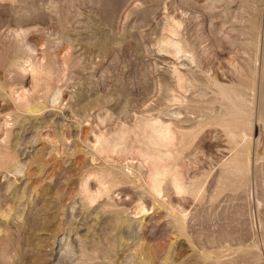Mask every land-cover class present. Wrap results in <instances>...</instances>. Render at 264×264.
Here are the masks:
<instances>
[{
  "label": "rangeland",
  "instance_id": "rangeland-1",
  "mask_svg": "<svg viewBox=\"0 0 264 264\" xmlns=\"http://www.w3.org/2000/svg\"><path fill=\"white\" fill-rule=\"evenodd\" d=\"M0 264H264V0H0Z\"/></svg>",
  "mask_w": 264,
  "mask_h": 264
}]
</instances>
